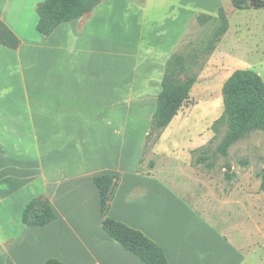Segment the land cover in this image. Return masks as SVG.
Returning <instances> with one entry per match:
<instances>
[{
	"label": "crops",
	"instance_id": "1",
	"mask_svg": "<svg viewBox=\"0 0 264 264\" xmlns=\"http://www.w3.org/2000/svg\"><path fill=\"white\" fill-rule=\"evenodd\" d=\"M42 1L0 0V21L19 40L0 44V245L12 238L0 264H32L26 243L34 239L35 264H144L101 228L93 178L106 173L120 177L108 215L159 244L168 264H264L253 205L243 217L235 202L227 217L198 213L191 154L154 153L173 119L183 124L182 109L155 143L153 166L140 168L149 129L141 117L156 108L166 61L195 15H217L224 0H102L48 35L36 28ZM38 195L55 219L20 223L26 200Z\"/></svg>",
	"mask_w": 264,
	"mask_h": 264
},
{
	"label": "rangeland",
	"instance_id": "2",
	"mask_svg": "<svg viewBox=\"0 0 264 264\" xmlns=\"http://www.w3.org/2000/svg\"><path fill=\"white\" fill-rule=\"evenodd\" d=\"M223 7L228 29L215 44L212 52L205 53L203 48L218 25L214 20L204 24L191 21L185 37L174 50L185 59V70L180 79L195 76L196 81L191 88L189 100L184 103V108H180L184 113L183 124L174 127L175 117L169 126L172 130L163 134L162 141L160 140L161 143L154 153H161L176 160L182 156V152H189L191 168L188 174L194 176L191 180L197 194L194 201L199 206L198 213L207 211L221 215L222 218L227 217L231 215L228 205L235 202L238 215L243 217L246 213L243 207L253 205L247 210H250L249 215H253L254 225L251 232L256 237L258 233L264 235V189L259 187L261 177L258 176V173L264 171V129H251L238 138L224 156L219 147L230 132L233 120L225 115L214 130L211 127L216 119L224 115L226 101L221 94V87L235 69H251L264 81V7L234 9L230 0H224ZM141 118V125H147L149 131L151 118L148 121ZM153 147L152 151L144 156L140 166L143 172L151 168L148 163L153 161ZM193 149H197L194 154L191 153ZM199 155L206 157L205 161L191 164ZM182 158L184 159H180V162L188 163V157ZM160 159L164 158L160 156ZM245 160L247 163L243 164L242 161ZM207 163L210 166H207ZM174 170L178 172L177 167ZM226 172L233 173L231 179H226ZM163 175L165 176L164 173ZM173 184L171 181L170 185ZM171 203L175 208L178 205L175 200ZM240 211L243 213L240 214ZM168 216H171L170 212L166 217ZM34 240L26 243L32 264H35L39 254L34 245L36 239ZM11 244L12 238H9L0 245V251Z\"/></svg>",
	"mask_w": 264,
	"mask_h": 264
},
{
	"label": "trees",
	"instance_id": "3",
	"mask_svg": "<svg viewBox=\"0 0 264 264\" xmlns=\"http://www.w3.org/2000/svg\"><path fill=\"white\" fill-rule=\"evenodd\" d=\"M102 0H43L37 4L36 12L38 21L37 30L44 34H50L61 22L89 13ZM234 9L264 7V0H231ZM194 20L198 24L214 20L218 22L212 37L208 40L203 51L210 53L215 49V44L228 29V20L224 7H219L217 15L198 13ZM185 37V36H184ZM183 37V38H184ZM183 40V39H182ZM181 40V41H182ZM180 41V42H181ZM0 44L16 48L19 40L0 21ZM185 70V59L178 52H173L167 59L161 91L158 94L156 108L151 117L150 130L145 136L142 145L140 162L144 156L152 151L161 132L171 122L179 109L188 100L190 90L196 81L195 76H188L181 80L180 75ZM221 94L225 99L224 115L216 119L212 124L214 130L225 115L232 118V126L228 135L222 141L219 151L222 155L228 154L229 147L251 129L258 127L264 129V81L251 69H235L225 80L221 87ZM197 149L191 151L192 154ZM206 157L199 155L191 164H199ZM246 164L247 161H242ZM149 165L152 167L153 162ZM207 166H210L207 163ZM226 179L233 176L232 172H226ZM261 177L260 189H264V171L258 173ZM99 192V212L102 218L101 228L114 241L131 252L144 264H168L163 248L155 241L147 237L139 229L115 220L108 215L110 203L115 195L120 182V177L114 174H100L93 178ZM21 221L26 226H44L52 222L56 214L50 200L43 196H33L26 200L21 208ZM43 264H68L55 257L47 258Z\"/></svg>",
	"mask_w": 264,
	"mask_h": 264
}]
</instances>
